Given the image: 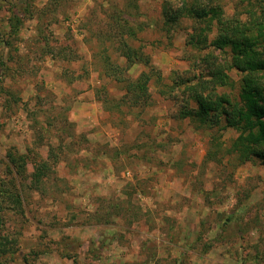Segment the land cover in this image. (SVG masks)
<instances>
[{
    "label": "rangeland",
    "instance_id": "rangeland-1",
    "mask_svg": "<svg viewBox=\"0 0 264 264\" xmlns=\"http://www.w3.org/2000/svg\"><path fill=\"white\" fill-rule=\"evenodd\" d=\"M180 1L0 0V264H264V164L194 113L245 73L215 24L165 22ZM210 1L264 26V0ZM111 65L149 73L142 106Z\"/></svg>",
    "mask_w": 264,
    "mask_h": 264
},
{
    "label": "trees",
    "instance_id": "trees-1",
    "mask_svg": "<svg viewBox=\"0 0 264 264\" xmlns=\"http://www.w3.org/2000/svg\"><path fill=\"white\" fill-rule=\"evenodd\" d=\"M164 17L165 22L172 25L183 18L190 17L207 23L210 30L214 24L218 26L219 31L223 30L211 45L221 50L228 46L231 51L229 68H236L245 73L242 78L240 97L230 99L220 96L219 99H212L205 87L198 84L197 87L202 89V92L195 91L194 97L198 105L194 113L200 120L208 121L210 124L215 125L224 120L226 127L235 128L239 131V135L234 141L233 148L238 157L243 162L257 158L260 159L261 164H264V83L255 76L258 72L264 75L263 24L257 22L254 16L245 22L237 17L230 21L224 18L221 6L213 4L210 0L203 5L201 0H181L178 4L170 2L165 6ZM203 44H207L205 35L195 41V46L201 49ZM125 53L124 56L127 57L130 66L133 65V61L134 63L143 61L147 65L150 63V58L144 56L138 49L127 46ZM118 72L120 73L118 65L110 66L109 73L123 83L125 94L122 101L127 99L130 105L142 106L149 97L148 83L151 79L149 73L142 72L136 79H131L127 76H116ZM209 75L221 85L230 83L229 75L222 68H216Z\"/></svg>",
    "mask_w": 264,
    "mask_h": 264
}]
</instances>
